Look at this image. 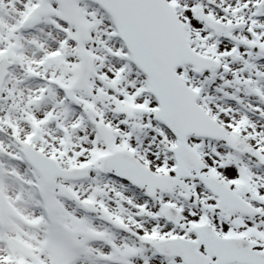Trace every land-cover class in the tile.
I'll list each match as a JSON object with an SVG mask.
<instances>
[{
  "label": "snow or ice",
  "instance_id": "1",
  "mask_svg": "<svg viewBox=\"0 0 264 264\" xmlns=\"http://www.w3.org/2000/svg\"><path fill=\"white\" fill-rule=\"evenodd\" d=\"M0 264H264V0H0Z\"/></svg>",
  "mask_w": 264,
  "mask_h": 264
}]
</instances>
